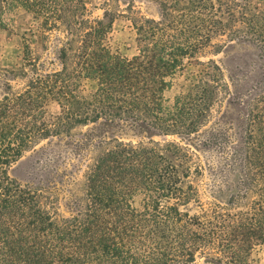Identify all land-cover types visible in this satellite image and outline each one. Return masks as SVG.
<instances>
[{"label":"trees","instance_id":"16d2710c","mask_svg":"<svg viewBox=\"0 0 264 264\" xmlns=\"http://www.w3.org/2000/svg\"><path fill=\"white\" fill-rule=\"evenodd\" d=\"M87 2L0 0V29L5 14L23 10L44 49L56 35L59 63L42 71L23 38L22 65L10 73L24 83L16 91L5 84L0 96V264H255L251 251L264 242V6L163 0L155 19L136 15L128 0L137 50L126 58L104 45L111 20L89 18ZM233 44L255 50L257 69L241 91L247 76L225 54ZM190 60L201 66L199 78L169 103L165 92ZM83 80L94 84L88 96ZM227 99L236 139L218 123L205 132L202 145L215 148L220 164L203 201L202 166L170 138L198 134ZM90 125L125 127L145 141L85 138L91 155L73 213L59 214L49 191L8 175L41 141Z\"/></svg>","mask_w":264,"mask_h":264},{"label":"rangeland","instance_id":"374dc122","mask_svg":"<svg viewBox=\"0 0 264 264\" xmlns=\"http://www.w3.org/2000/svg\"><path fill=\"white\" fill-rule=\"evenodd\" d=\"M128 0H88L86 8L91 19L111 20L110 28L104 39V45L108 50L121 57L131 58L136 54L137 41L135 31L129 21L130 13L127 11ZM163 0H133V12L143 17L157 18L158 4ZM185 1V0H182ZM246 2L251 6H264V0H232ZM105 13L107 16H105ZM5 27L0 29V96L5 91V84H10L14 91L20 89L24 80L17 78L12 80L10 71H18L22 65L23 38L26 39L33 57L39 59L42 71H53L59 69V63L55 58L57 43L52 34L46 49L39 37L35 23L31 17L21 9H16L3 16ZM228 60L236 65L239 71L247 76L244 82L240 83L237 91L247 89L251 85L254 71L257 69L255 61V50L247 45L233 44L225 50ZM225 55L215 57L216 60H224ZM200 62L207 60V57H199ZM201 66L195 61H185L184 67L177 72L171 83V87L165 92V98L172 103L175 96L184 93L196 83L199 78ZM94 90L93 82L83 80L80 86V94L88 96ZM229 99L222 104L215 105L210 117V122L203 127L198 134L185 139L170 138L186 147L193 155L194 161L203 168V174L198 182L201 200L210 199V194L216 189L213 183L211 167L219 166V156L215 148H205L202 142L205 139V132L218 123L219 127L226 128L228 135L236 139L234 125L235 108L228 104ZM47 113L53 115L57 112L54 102H48ZM229 126L226 127V124ZM104 135L109 137L116 135L125 141L136 143L145 141L136 136L125 127L90 125L84 128L75 129L70 137L51 138L41 141L32 149L24 152L21 158L13 163L8 169V175L21 185L30 188H42L49 191L53 197V206L56 211L67 216L75 211L73 204V192L82 181L85 165L87 164L91 151L85 148L84 140L88 138L94 142L97 137ZM156 140H159L156 138ZM135 205H138V198H135ZM250 258L255 264H264V242L256 244ZM194 264H202L197 260Z\"/></svg>","mask_w":264,"mask_h":264}]
</instances>
